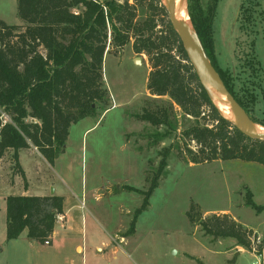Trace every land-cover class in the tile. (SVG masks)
Returning a JSON list of instances; mask_svg holds the SVG:
<instances>
[{"label": "rangeland", "instance_id": "1", "mask_svg": "<svg viewBox=\"0 0 264 264\" xmlns=\"http://www.w3.org/2000/svg\"><path fill=\"white\" fill-rule=\"evenodd\" d=\"M152 2L129 0L134 25L154 21L161 31L169 15L164 18ZM201 2L207 7L212 0ZM188 4L186 0L187 10ZM0 20L22 24L18 0H0ZM213 29L219 67L250 110L249 117L264 128V0H219ZM130 35L122 47L109 41L105 52L103 81L107 107H112L70 127L65 150L53 167L33 146L17 152L18 161L13 150L0 161V264H43L37 249L43 254L53 251L49 246L29 249L25 233L17 245L7 244L6 199L28 189L34 195L55 190L67 198L75 237L58 225V239L70 237L71 249L76 242L84 243L86 264H252L250 248L234 239H214L203 230L205 221L225 214L250 231L251 247L262 250L264 166L239 160L202 162L199 147L184 133L197 120L212 125L208 111L194 118L174 104L173 131L143 121L145 111L157 104L171 110V100L150 95L148 57L135 52L133 32ZM166 154L165 174L131 235L135 212ZM250 200L262 209L250 207ZM118 230L114 244L123 247L114 254L105 245Z\"/></svg>", "mask_w": 264, "mask_h": 264}, {"label": "trees", "instance_id": "2", "mask_svg": "<svg viewBox=\"0 0 264 264\" xmlns=\"http://www.w3.org/2000/svg\"><path fill=\"white\" fill-rule=\"evenodd\" d=\"M188 1L191 23L208 58L230 93L251 116L218 65L213 27L219 0H212L207 7L201 0ZM151 4L164 18L168 17L161 0ZM18 13L21 25L0 20V110L10 117L6 121L0 112V161L10 150L18 161L16 153L33 146L54 166L65 150L70 127L112 107H107L108 89L103 81L105 52L109 41L122 47L133 32L135 52L145 53L151 67L147 90L155 100H171V110L157 104L153 111H145L141 119L173 131L174 104L194 118L208 111L207 120L212 125H200L197 120L184 133L199 147L202 162L239 160L264 166V142L244 136L221 116L169 20L161 31H156L154 21L135 26L136 15L129 0L122 4L119 0H18ZM167 156L162 158L143 204L135 212L131 235L165 174ZM193 163L201 162L196 159ZM63 204V197L55 195L9 196L7 241L26 233L28 239L44 244L54 233ZM248 204L257 212L262 209L251 200ZM203 230L214 239H234L238 246L251 249L250 231L227 214L211 217L203 223Z\"/></svg>", "mask_w": 264, "mask_h": 264}, {"label": "water", "instance_id": "3", "mask_svg": "<svg viewBox=\"0 0 264 264\" xmlns=\"http://www.w3.org/2000/svg\"><path fill=\"white\" fill-rule=\"evenodd\" d=\"M161 1L169 15V21L173 29L178 34L201 84L206 89L210 99L216 106L221 116L230 121L233 126H235L244 136L254 141L264 142V133L258 130V124H256L249 117L243 107L230 93L221 76L208 58L198 36L196 35L191 20L190 23L192 25L193 35L192 33H190V31L187 30L185 24L180 20L176 0ZM210 89H212L219 97L223 98L227 102L233 113V120L223 115L219 107L214 102Z\"/></svg>", "mask_w": 264, "mask_h": 264}, {"label": "crops", "instance_id": "4", "mask_svg": "<svg viewBox=\"0 0 264 264\" xmlns=\"http://www.w3.org/2000/svg\"><path fill=\"white\" fill-rule=\"evenodd\" d=\"M50 167H53V166H50ZM53 191L54 192H50L49 194L45 192V193H42L41 195H34L32 194L31 190L28 189L22 192L20 195H17V196H39V197H48V196L55 195V196L63 197L64 199L63 213L60 214L57 218L55 228H54V233L50 238V245H48L49 247L53 248V251H51L50 253L43 254L40 252L38 248L37 250L41 254L39 260H41L43 264H86L84 243L76 242L74 244V247L71 249V247H69L68 246L69 244L67 243L68 241H70V237L66 236V237H63V239H58L59 237V232L57 231L58 225H60V228H62V231L69 233V235H72L73 237H75V228H74L73 219L71 215L66 211V208H65L66 203H67V198L62 195H57L56 191L55 190ZM101 196L102 195H100L99 198ZM119 232L121 231L118 230L115 236L111 238L109 243L105 245V247L108 250H110L111 253H114V254H117L120 251V249L123 247V245L114 244V242H116V237L118 236ZM22 237L23 235L17 240L7 241L9 242L7 243L8 246H11L13 244L17 245V243ZM25 240H27L29 249L31 250L34 249V245L43 246V247L47 246L37 241H35L37 243L34 244L35 242L33 240H30L27 238L26 233H25ZM0 251L4 252V249H1Z\"/></svg>", "mask_w": 264, "mask_h": 264}, {"label": "bare ground", "instance_id": "5", "mask_svg": "<svg viewBox=\"0 0 264 264\" xmlns=\"http://www.w3.org/2000/svg\"><path fill=\"white\" fill-rule=\"evenodd\" d=\"M176 4H177L178 10H179L180 20L185 24L187 30L190 31V33H192L193 29H192V25L190 23V17H189L188 10H187L186 0H176ZM192 35H193V33H192ZM210 90H211L214 102L219 107V109L221 110L223 115L225 117L233 120L234 116H233V113H232L230 107L228 106L227 102L223 98L219 97L212 89H210ZM257 128L260 132L264 133L263 127L258 125Z\"/></svg>", "mask_w": 264, "mask_h": 264}, {"label": "built area", "instance_id": "6", "mask_svg": "<svg viewBox=\"0 0 264 264\" xmlns=\"http://www.w3.org/2000/svg\"><path fill=\"white\" fill-rule=\"evenodd\" d=\"M45 245H50V239L47 240ZM251 255L254 257V262L252 264H264V251L256 249L255 246L251 247Z\"/></svg>", "mask_w": 264, "mask_h": 264}]
</instances>
